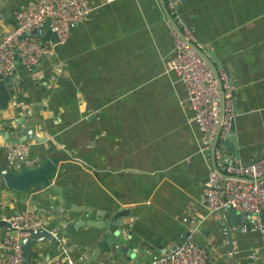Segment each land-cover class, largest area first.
Segmentation results:
<instances>
[{
	"label": "crops",
	"instance_id": "obj_1",
	"mask_svg": "<svg viewBox=\"0 0 264 264\" xmlns=\"http://www.w3.org/2000/svg\"><path fill=\"white\" fill-rule=\"evenodd\" d=\"M28 1L0 0V35ZM87 1L89 15L65 43L33 70L17 61L6 78L12 96L0 107V166L8 167V136H27L40 161L26 167L48 159L54 183L93 212L67 207L61 213L46 189L16 193L0 176V237L4 217L30 209L45 225L56 221L52 233L74 219L121 226L124 249L114 245L92 264H145L173 249L189 228H197L196 241L208 248L206 264H264L262 233L242 230L245 220L229 212L208 213L202 201L212 159L201 149L186 89L168 68L174 40L162 0ZM175 1L194 42L214 54L232 83L235 140L228 132L224 155L242 164L257 161L264 156V0ZM12 98L25 100L31 113L11 109ZM109 233L80 227L57 243H35L29 260L70 257L84 264Z\"/></svg>",
	"mask_w": 264,
	"mask_h": 264
},
{
	"label": "built area",
	"instance_id": "obj_2",
	"mask_svg": "<svg viewBox=\"0 0 264 264\" xmlns=\"http://www.w3.org/2000/svg\"><path fill=\"white\" fill-rule=\"evenodd\" d=\"M167 9L174 21L165 18L174 40L168 68L186 89L193 112L192 121L202 133L201 149L206 154H212L220 130L213 151L214 160L208 163L209 174L202 201L208 213L233 207L245 217L242 230L259 231L264 238V156L255 162L242 164L224 155L223 142L234 118L233 87L229 74L219 71L224 96V114L221 116L220 90L213 72L189 45L188 41L194 42V35L182 24L176 1L169 0ZM89 13L87 0H29L16 9L13 27L0 35V81L10 75L17 61L26 69L33 70L44 56L52 54L57 45L68 40L71 30L82 23ZM10 108L31 113V106L23 99L12 98ZM5 160L9 168L19 171L24 166L37 165L40 157L31 153L28 141H23L5 145ZM218 169L228 177L224 178ZM4 222L6 231L0 237V264H78L70 257H54L47 261L26 259L23 239L45 227L44 219L38 212L19 210L4 217ZM189 222L194 223L195 220L190 219ZM196 232L197 228H189L187 233L180 235L181 242L173 249L152 257L145 264H206L209 251L207 246L196 241ZM107 262L105 260L100 264Z\"/></svg>",
	"mask_w": 264,
	"mask_h": 264
},
{
	"label": "water",
	"instance_id": "obj_3",
	"mask_svg": "<svg viewBox=\"0 0 264 264\" xmlns=\"http://www.w3.org/2000/svg\"><path fill=\"white\" fill-rule=\"evenodd\" d=\"M166 16L171 19V15L166 8V3L164 0H162ZM174 22V21H173ZM176 24V23H175ZM177 29L181 32L180 28L176 25ZM189 45L201 56V58L206 62V64L209 66L211 71L213 72L217 83L218 87L220 90V97H221V106H222V112L221 116L224 114V96H223V88H222V81L220 79L219 75V68L221 67L220 63L217 61L216 65L213 62L214 54L207 50L206 48H200L195 42L193 41H188ZM213 59V60H212ZM216 61V59H215ZM12 96V92H10L7 88V81L6 79L4 81H0V107L5 108L8 105V101L10 100ZM234 131H235V124H234V118L231 120L230 128H229V135H228V140L234 141L235 136H234ZM219 132L217 134V137L214 141L213 144V149H212V154L211 158L214 160V147L218 143V137H219ZM27 136L22 137L19 140H11L8 136L7 141L8 144H17L23 141L27 140ZM38 140V137H35ZM236 151V150H235ZM218 171L220 174L225 178L228 177L225 173L221 172L219 169ZM0 176L2 177V180L4 184L9 187L10 189H14L16 193L18 192H28L34 188H43L46 189L48 192L52 194V196L58 200L59 206L61 209V213H63L67 207L70 208V211L72 213H77L80 211H87L88 213L93 212L91 211L88 206L85 204L83 205H76L74 201V196L70 191H67L63 187H60L56 185L53 181L55 177L54 169L51 166V163H49L48 159H44V162H42L40 165L34 168L30 167H22L20 171H15L11 168H8L6 165H1L0 166ZM264 177L262 178V180ZM70 199V201H65V199ZM67 203V204H66ZM35 205H38L41 209L44 210H52L53 207L51 206H45L40 204L39 202L35 201ZM81 208V209H78ZM221 215H223L226 212L231 213L232 215H237L239 216L242 220H245V217L238 213L233 207H228V208H222L220 209ZM116 221H114L115 223ZM117 223V222H116ZM56 224V221L52 223H48V225H45V227L41 230H39L37 233H34L30 236H27L23 239V246L25 249L26 253V259H30L31 255V248L35 243H40L44 240H53L54 242H58L59 239H61L65 235H71L74 233L76 230H78L80 227H85V226H94V227H100L102 229H108L110 230V233L107 234L106 236L103 237V239L98 243V245L93 249V251L90 253V255L86 258L84 264H92L95 260H97L102 253L108 251L112 246L116 245L120 249H124V246L119 240L120 235L123 232L122 227H117V228H112V224L106 226V228H103L104 226H99L98 223H94L90 220L87 219H74L73 224L68 227L67 229H64L63 231L57 232V233H52L51 228ZM241 227V226H240ZM228 236L231 240V232H230V226H226ZM15 230V229H13Z\"/></svg>",
	"mask_w": 264,
	"mask_h": 264
}]
</instances>
